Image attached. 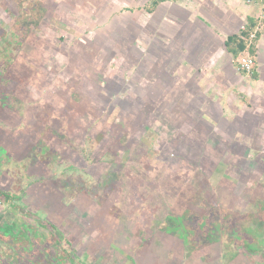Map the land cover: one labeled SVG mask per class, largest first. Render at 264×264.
I'll list each match as a JSON object with an SVG mask.
<instances>
[{
    "label": "flooded vegetation",
    "instance_id": "1",
    "mask_svg": "<svg viewBox=\"0 0 264 264\" xmlns=\"http://www.w3.org/2000/svg\"><path fill=\"white\" fill-rule=\"evenodd\" d=\"M26 17L29 16H22L24 19ZM37 17L38 15L33 19L35 22L32 20L33 31L35 26L38 28ZM22 18L17 21L18 25H22ZM16 33H7L3 38L0 71L9 69L14 64L25 68L15 72L17 75L12 80L14 84L11 85L10 82L11 86L7 87L5 84V88H1L0 132L10 127V130L19 132L22 137L33 131L35 138L32 145H26L22 143L24 139H18L19 142L15 145V150L18 151L14 154L18 156L17 160H13L9 154L5 160L10 159L9 164H15V161L22 163L23 156H30L31 153L34 155L35 152V157L44 165L38 171L41 175L34 172L35 184H30L31 189L26 187L8 193L0 192V240H49L51 246L61 244L62 240H88L87 246L93 243L97 247H100L103 240H108L110 244L104 252L116 255L113 264L116 261L118 263L117 255L125 260L127 258L130 264H166L170 254L183 259L185 240L263 242V159L250 163L249 159L238 156L246 153V150L229 148L228 144L222 142L211 143L208 141L209 136L214 135L208 133L206 127L205 143L202 142L200 146L209 155L212 168L202 167L203 158L192 161L176 158L173 154L162 156V148L165 147L163 143L187 141V136L183 134L189 133H175L176 127L173 124L167 127L168 130L163 126L166 118L146 116L147 111L144 113L141 109L135 111L137 115H130L126 108L132 102L123 97L115 96L110 100L104 95H94L97 87L93 88L92 85L99 72L94 70L95 78L92 80L87 71L89 69L83 71L78 64H75L77 67L74 66L73 70L67 64L72 72L67 78H63L69 85L67 90L64 89L68 95L65 106L60 101L61 104L55 105V109H48L49 103L59 98L53 97V83L56 80L53 79L54 71H48L41 83L42 76L35 73L32 60L23 63L22 58H34L35 61L42 52L48 57L50 53L57 51L48 49L47 42V52L39 53L38 48L28 46V54L23 50V31L18 30ZM57 37L54 38L56 43L61 41L63 45L64 37L61 40L60 36ZM13 43L18 49H13ZM61 45L58 51L63 55L64 61L67 58L64 51L67 49ZM16 52L17 56L13 55ZM23 53L27 54L26 57H23ZM83 73L86 77L82 76ZM27 82L29 92L25 95L18 93L17 86L20 89ZM82 83L84 86H81ZM6 90H11L13 99L10 95L7 96ZM71 100L77 101V107L80 108L79 115L75 117H67ZM116 104L124 108H118ZM35 109L38 113L36 116L30 114ZM15 113L23 115L20 116L19 124L12 127V122L18 117ZM173 121L171 118V122ZM75 131L82 134L78 142L68 138V134ZM178 135H182V138L179 139ZM51 139H63L65 144L62 149L68 148L71 153L83 156L87 168L82 167L84 174L79 172L73 178L77 180V184L71 190H61V198L55 196L44 199L42 195L46 191L45 187L49 190L53 186H60L57 175L51 172L49 161L43 159L50 151L53 158V154H57L52 146L54 142L50 143ZM181 143L179 146L184 148ZM214 150H220L219 159H214ZM99 155H103L107 161L95 160V156ZM169 157L173 160H168ZM72 162L69 158L68 165L74 166ZM117 166L122 169L115 171ZM68 168L72 169L70 166ZM187 172L185 182H182L181 177ZM166 180L172 182L169 185L172 188L163 184ZM63 198L69 199L70 203H64ZM36 201L42 205L39 211L34 210L35 206L32 205ZM27 215L35 219L37 224V220H42L40 225H44L43 232L26 225L24 218ZM21 242V245L28 243ZM21 245L14 249V253ZM69 248L73 249L70 245ZM248 249L258 252L259 248H254L251 243ZM262 253L264 255V251ZM228 255L231 253L220 254L221 259H217L225 260ZM240 255L244 257L243 254ZM75 261L85 264V259L81 257Z\"/></svg>",
    "mask_w": 264,
    "mask_h": 264
},
{
    "label": "crops",
    "instance_id": "2",
    "mask_svg": "<svg viewBox=\"0 0 264 264\" xmlns=\"http://www.w3.org/2000/svg\"><path fill=\"white\" fill-rule=\"evenodd\" d=\"M10 3L19 15L14 22L22 13L32 21L38 6H43L45 17L38 26L52 45L55 37H64L70 68L78 64L83 71L93 70L89 75L96 77L94 95L110 100L123 97L132 102L126 108L130 115L141 109L146 116H162L163 126L173 124L175 133H193L195 124H201L214 135L209 136L211 143L246 150L238 156L250 163L264 160V0ZM7 4L8 0H0V10ZM252 24L249 35L254 37H248L239 54L254 60L252 72L246 74L227 41L243 38ZM16 29L0 26V45ZM94 70L102 75L100 79ZM62 241L51 246L49 240H0V264H80L75 261L78 257L86 259L98 252L97 244L87 246L88 240ZM18 245L19 253H14Z\"/></svg>",
    "mask_w": 264,
    "mask_h": 264
},
{
    "label": "rangeland",
    "instance_id": "3",
    "mask_svg": "<svg viewBox=\"0 0 264 264\" xmlns=\"http://www.w3.org/2000/svg\"><path fill=\"white\" fill-rule=\"evenodd\" d=\"M10 2L11 0H8L7 6L5 8L3 7L2 9L3 11L0 10L1 12L0 26L5 27L6 30H10V29L12 30L13 28L18 27V24H19L17 21L14 22V20H17L19 18V15H17L15 12L16 7L15 5H13L14 3L12 4ZM41 7L43 6H38V9H39L37 13L38 22H41V20H43L45 17L44 9L40 11V9H42ZM4 12L7 14H5ZM23 15L24 13H22V16ZM22 19H23V22L21 26L24 28V31H23V34H22L23 36L21 39L23 43V50L26 53L29 54L28 46H31L33 48H38L39 53L40 51L47 52L46 51L47 42L49 45L48 49L57 51V53H50L48 57H46V53L44 55V52H42V54L38 55V59H36L35 61L33 60L34 58L32 59L22 58V62L27 63L28 60L29 62L30 60H32V62L34 63L33 69H35L36 71L35 73L37 74V76L38 74L42 76L40 80L41 83L44 82L45 80L44 77L46 76V73L48 71L50 72L52 70L54 71L52 72L54 74L53 79L56 78V80L53 83V91L55 92L53 97L55 98L59 97V98H57V100L55 101H51L48 105V109H55L56 108L55 105L58 106V104H61L60 101H63L64 103L62 106H65V100L68 99V95L64 89L69 88V85L64 82L63 78L65 77L67 78L73 69L71 70L68 68L67 66L68 59L66 58V60L63 61V58H62L63 55H61L58 51L61 48L60 45L62 43L61 41L59 43H56V41L54 40V42L57 45H55V43L52 45V43H50L51 38L45 36L44 28L39 27V26L36 32H32V34H30L31 29H33L34 23L30 21V18L28 17H26L25 19L24 18ZM57 38L58 37H55V39ZM61 39L62 37H60V40ZM7 40H8V37H7ZM1 47L2 45H0V48ZM13 49H18L15 43H13ZM13 55L17 56V52ZM22 55L23 57H26L27 54L23 53ZM49 56H50V59H49ZM61 58H62V61H61ZM63 62H65L64 65L62 64ZM20 68L24 70L25 67L20 66L19 64H14V65L9 66L10 76L5 75V77L0 78V83H2V86L0 87V91H1V88H5V84L7 85V87L14 84L12 80L17 75L15 74V72L18 71V69ZM87 71H92V70L89 69ZM100 72H103V70H100ZM4 74L5 72L3 71L2 75ZM98 77L100 79L102 75L99 74ZM10 82H11V85H9ZM29 82H27V84L24 85L25 87L23 85L21 86L22 90L21 88L19 89V86H17L16 91L18 93H21L22 95L27 94L30 90ZM86 83L88 82L86 81ZM11 90H8V91L6 90L8 92L7 96L10 95L11 99H13ZM61 98H63V100H61ZM7 103H9V100H7ZM77 103H78L77 101L75 102L74 100H71V102L68 105L67 117L68 115L69 117L70 115L73 117L79 115L78 113L80 112V108L77 107ZM46 107H47V104H45V108ZM33 111H31L30 114L32 113L34 116H36L38 114L36 109ZM21 115L23 114L21 113L16 114V116L18 117H16L15 120L12 122V125H11L12 127L19 124ZM69 122L72 123L71 120H69ZM193 128L195 129V132H193L192 134L190 133H189L190 135L183 134V136H187V141H184L185 144L183 141H181L182 143L178 142V140H174L170 142L168 141L165 144L163 143L165 147L162 148V156L168 157L169 155L171 156V154H173L174 156H176V158L188 159L192 161H195L197 159L200 161L201 158H203L202 161L204 162L202 163V167H204V169H210L212 168V165L208 159L209 155L206 154L204 149H201V146H200L202 142L205 143L204 142V131L206 130V128L201 124H195ZM35 129H37V127H35ZM76 132L77 131L69 133L68 138L78 142L79 139L81 140L82 134L81 133L77 134ZM34 138H35V134L33 133V131L27 132L25 134V137H22L19 132L10 130V127H7L3 132H0V192L1 193H8L17 188L24 189L26 187H29V189H31L32 186L30 184L31 183L32 185L35 184L34 177H33L35 176L34 172L40 171V169H42L44 165L40 163L38 159L35 157V152H34V155L33 153L29 154L30 156H33V157L23 156L21 158L22 163H17V161H15V164H9L10 159L9 161H7V159L5 160L8 154L11 158H13V160H17L16 158H18V156L14 154L18 151L17 149L15 150V147H16L15 145L17 144V142H19L18 139H24L22 143L26 145H29L31 143L32 145V142H34ZM178 138L179 139L182 138V135H178ZM39 139L40 138L37 136V140ZM62 140L63 139H61L60 141L56 139H51L50 143L52 144L54 142L52 146H54L55 150H57V154H53L54 155V158H53L51 155V151H50L49 154H46L45 158H43L46 161H49L51 172L57 175V179L60 183L59 187L53 186L52 188H50L52 189V191L50 189L48 190L45 187L44 190L46 191L43 193L44 195H42L43 196L42 198L44 199L49 198V197L50 199H52L55 196H57L58 198H61V195H59V194H62L60 193L61 190L65 192L71 190L72 186L74 184H77V180H73V178L79 175V172H83L82 167L87 168L86 160H84L83 156H79V155H75L74 153H71V150L68 148L62 149V145L65 144V142ZM179 143H181L184 146V148L182 146L180 147ZM191 145L192 147L189 148L188 146H191ZM195 145L197 148H195ZM10 152H12V154ZM214 153H215L214 159H219V155H221L220 150H214ZM69 158L71 161H73L72 164H74V166L68 165ZM97 159L101 161H107L105 160L103 155L95 156V160ZM168 160H173V159L169 157ZM68 166H70L72 169L69 170ZM116 168L117 170L115 171L122 169L118 166ZM220 170H223V169H220ZM187 174L188 172L182 175L181 177L182 182H185L184 178L187 177ZM35 180L37 182V179ZM164 183L166 184L167 188H172V187H169V185L172 184L171 181L166 180V182H163V184ZM54 190L56 191L53 192ZM63 200H64V203L66 204L70 203L69 199L63 198ZM27 205H31V204L27 203ZM32 205L35 206L34 210H37V211H39L40 206H42L41 203H39L38 201H36ZM35 212L36 211L33 212V215H35ZM182 214L185 215V213H182ZM24 221L26 222L27 226L35 227L40 232H43L42 227H44V225H40L42 220H37L38 221V224H37L35 222V219L33 220L32 217L27 215L24 218ZM251 243L254 244V248L255 247L259 248L258 252H253L250 249H248V246ZM109 244L110 242L108 240H103L100 243V247H97V250H98L97 254L86 258L85 264H102L101 262H103L104 264H113L116 255L114 253L107 254L104 252V249L107 248ZM183 245L185 247V250H184L185 253L183 255V259L173 254H170L168 259L165 261L166 264H208V262H211L209 264H264V255L262 253V251H264V240L263 242L259 241L258 243H257V240H185V243H183ZM244 250L246 252H244ZM226 252L231 253V255L226 256L225 260H222V261L217 259L220 254H225ZM237 253H239V255L236 256ZM240 254H243L244 257H241ZM117 258L119 260H118V263L116 261L115 264H130L129 261H127L128 260L127 258L125 260L124 258L118 255H117ZM219 258L221 259V257ZM155 264H160V263L155 262Z\"/></svg>",
    "mask_w": 264,
    "mask_h": 264
},
{
    "label": "trees",
    "instance_id": "4",
    "mask_svg": "<svg viewBox=\"0 0 264 264\" xmlns=\"http://www.w3.org/2000/svg\"><path fill=\"white\" fill-rule=\"evenodd\" d=\"M254 25H250L245 32L242 33L243 38H231L227 41V45L233 46V54L237 58L240 53H242L246 47V40L248 39L249 33Z\"/></svg>",
    "mask_w": 264,
    "mask_h": 264
},
{
    "label": "built area",
    "instance_id": "5",
    "mask_svg": "<svg viewBox=\"0 0 264 264\" xmlns=\"http://www.w3.org/2000/svg\"><path fill=\"white\" fill-rule=\"evenodd\" d=\"M248 37L252 39L254 35L252 34L249 35ZM237 65L241 71H243L246 74H250L254 67V60L251 56L247 54H241L237 58Z\"/></svg>",
    "mask_w": 264,
    "mask_h": 264
},
{
    "label": "water",
    "instance_id": "6",
    "mask_svg": "<svg viewBox=\"0 0 264 264\" xmlns=\"http://www.w3.org/2000/svg\"><path fill=\"white\" fill-rule=\"evenodd\" d=\"M17 31L18 30H22V31H24V28L21 26V25H18V27H17V29H16ZM1 69H3V67H1ZM5 72V74L4 75H2V72ZM5 75H7V76H10L9 75V69H3L2 71H0V78L1 77H5Z\"/></svg>",
    "mask_w": 264,
    "mask_h": 264
}]
</instances>
